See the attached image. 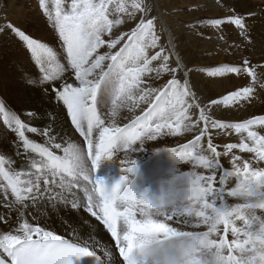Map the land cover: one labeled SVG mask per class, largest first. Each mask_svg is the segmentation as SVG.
Masks as SVG:
<instances>
[{
  "label": "snow or ice",
  "instance_id": "1",
  "mask_svg": "<svg viewBox=\"0 0 264 264\" xmlns=\"http://www.w3.org/2000/svg\"><path fill=\"white\" fill-rule=\"evenodd\" d=\"M213 3L183 28L238 59L204 67L164 19L199 5L37 0L58 50L0 18L31 63L0 84V264H264V111L228 115L264 97V0Z\"/></svg>",
  "mask_w": 264,
  "mask_h": 264
},
{
  "label": "rangeland",
  "instance_id": "2",
  "mask_svg": "<svg viewBox=\"0 0 264 264\" xmlns=\"http://www.w3.org/2000/svg\"><path fill=\"white\" fill-rule=\"evenodd\" d=\"M252 1L255 2V0H246V6L248 8H255L257 11H259L260 0H256L255 7L254 2L252 4ZM48 2L54 10L55 0H48ZM169 2L172 3V7L174 6L180 8L184 6L192 7L193 5H199L200 7L203 5H208L209 12L202 13L200 16H196L199 11L178 12L176 14L167 13L166 19L170 22V28L177 35L178 44L183 50L184 54L194 59L196 61V66H211V64H207L206 61L211 59H214V64L224 62V44L217 38V32L215 29L209 28L203 30L205 32V37H211V39H207L197 35L196 33L185 31L182 23L191 22L192 20L200 17H214L223 15L221 10L215 7L213 0H169ZM169 2L164 3V5H167ZM229 3L236 4L241 9L245 8L240 0H229ZM248 3L250 4L248 5ZM162 10L164 11V9ZM5 15L9 21L18 24L32 36L41 38L43 41L56 47L58 50L59 41L57 40L53 29L47 23L45 17L41 15L40 10L37 7V0H2L0 3V18L4 17ZM4 23L5 21L0 19V25ZM254 23V35L257 37L256 48L258 51H260V54H262L264 52V43H261L262 36H264V20L258 17ZM0 54L4 55L1 59H3V61L5 59V65H11L12 61L14 60V56L24 55L28 57V54L23 51L20 44L12 37L10 33L0 37ZM202 54H209V57L205 58L204 55L202 56ZM201 57L205 60H202ZM231 58L236 59L238 56ZM236 81L238 82L239 80ZM212 87L213 89L222 92L225 90L224 82L222 83V86L220 84H216ZM260 102L264 104V97L260 99ZM228 115L232 116L233 118H237L238 111L229 113ZM233 139H235V137H233ZM229 202L235 203L239 201L230 199Z\"/></svg>",
  "mask_w": 264,
  "mask_h": 264
},
{
  "label": "bare ground",
  "instance_id": "3",
  "mask_svg": "<svg viewBox=\"0 0 264 264\" xmlns=\"http://www.w3.org/2000/svg\"><path fill=\"white\" fill-rule=\"evenodd\" d=\"M1 2H2V0L0 1V3ZM166 2H169V0H159V3L161 5H164V3H166ZM240 2L243 4V6L245 8H248L246 6V4H247L246 3V0H240ZM253 2L254 1H252V4H253ZM249 4L250 3H248V5ZM167 5L169 6V8L172 7V3H170V2ZM255 5H256V0L254 2V7H255ZM208 12H209L208 11V5H203V6L200 7V10H199V12L197 13L196 16H200L202 13H208ZM166 14H167V12L165 13L164 19H165V21L167 22V24L170 27V22L166 19ZM248 54H251V55L255 56L258 59L261 55H264V52L262 54H260V51H258L257 48H255V51L254 52L247 53L246 55H248ZM203 55H204L205 58L209 57V54H202V56ZM2 56H4V55L3 54H0V64H1V67H0L1 68L0 69V84L5 85L6 88H7L8 93L11 95V94L14 93V90H15V79H14L15 78V65L20 64V65H22L25 68H31V63H30L28 57H26L24 55L23 56L21 55V56H14L15 58L13 57L14 60L12 61V64L11 65H5V63H6V62H4L5 59H4V61H3V59H1ZM201 59L202 60H205L202 57H201ZM226 59H232V58H231V56L226 57V55H225L224 62L226 61ZM236 59H238V58H236ZM206 61H207V64L215 65L214 64V59L206 60ZM259 62L264 63V61H259ZM243 83H244L243 80H239L238 82L236 80L224 81V88L225 89L226 88H232L234 86H239V85H241ZM218 84H220L222 86V83H218ZM213 90L222 93V91H219V90H216V89H213ZM260 111H264V104H262L260 102V99H259V100L255 101L253 103V105L251 107L247 108L246 110L238 111L237 118L246 117L247 114L250 113V112L256 113V112H260ZM65 127L67 128V125H65ZM183 142H184V138L183 137H179V138H168L166 140L165 144L164 145H161V146H173L175 144L183 143ZM245 158H248L247 155L245 156ZM182 170H188V166L187 165H183L182 166Z\"/></svg>",
  "mask_w": 264,
  "mask_h": 264
}]
</instances>
